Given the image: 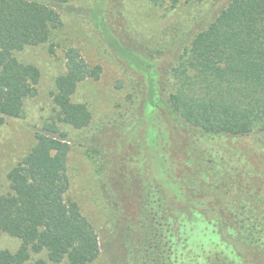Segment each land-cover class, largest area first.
Here are the masks:
<instances>
[{"label": "trees", "instance_id": "trees-1", "mask_svg": "<svg viewBox=\"0 0 264 264\" xmlns=\"http://www.w3.org/2000/svg\"><path fill=\"white\" fill-rule=\"evenodd\" d=\"M68 1L0 0V124L25 115L41 76L14 51L48 42L62 24L54 7ZM210 1L215 15L170 60L164 48L146 54L123 45L97 17L146 82L138 114L103 156L100 186L118 208L132 207L125 229L133 264H155L156 254L162 264H264V0ZM72 51L55 79L57 114L9 171L12 191L0 194V235L22 241L15 253L0 250V264H20L30 249L47 251L55 264H95L100 256L97 229L69 193L72 145L61 123L91 122L87 105L72 100L87 71Z\"/></svg>", "mask_w": 264, "mask_h": 264}, {"label": "rangeland", "instance_id": "rangeland-1", "mask_svg": "<svg viewBox=\"0 0 264 264\" xmlns=\"http://www.w3.org/2000/svg\"><path fill=\"white\" fill-rule=\"evenodd\" d=\"M101 1L104 5L95 14ZM171 1L165 0L155 6L149 0H69L53 6L61 15L62 24L48 42L26 45L14 51L20 63L36 65L41 76L34 87L35 93L25 100V115L7 117L0 124V194L12 191L9 171L34 145L36 132L43 129L46 119L57 114L53 100L55 79L67 70V51L72 49V54H77L87 68L72 100L87 105L91 122L83 128L66 123L61 126L72 145L68 160L69 193L78 201L99 235L101 253L95 264H133L135 261L128 253L131 248L126 243L129 232L125 229V219H130L132 207L129 204L128 210L118 208L112 202L113 196L106 191L101 193L100 186L105 179L103 156L109 154L111 148L108 146L114 145L120 127L135 119L146 94L143 74L123 59L118 44L109 41L105 22L100 24L97 17L106 20L108 27L123 40V45L146 54L159 53L156 50L164 48L165 52L171 51L169 60L176 59L186 51L184 45H189L193 37L189 34L208 25L215 14L210 0L194 7H188L184 0L171 7ZM217 2L220 7L226 3ZM108 11L110 18L106 16ZM196 25L198 27L194 29ZM181 41L183 43H173ZM131 139L134 140V136ZM153 234L156 247L159 243L162 246L161 232ZM21 245L18 237L7 233L0 235V250L15 253ZM155 258V264H162L158 254ZM39 259L46 260V264H55L47 251L31 249L20 264H35ZM62 264L70 263L65 258Z\"/></svg>", "mask_w": 264, "mask_h": 264}]
</instances>
